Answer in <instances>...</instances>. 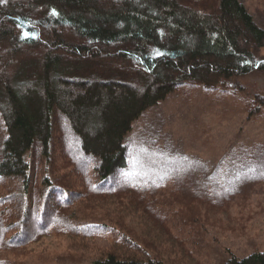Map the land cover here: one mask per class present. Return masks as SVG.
I'll use <instances>...</instances> for the list:
<instances>
[{
	"label": "trees",
	"instance_id": "16d2710c",
	"mask_svg": "<svg viewBox=\"0 0 264 264\" xmlns=\"http://www.w3.org/2000/svg\"><path fill=\"white\" fill-rule=\"evenodd\" d=\"M263 51L264 28L240 0H0V264L54 236L110 242L85 264H204V221L249 222L248 206L237 219L232 202L264 186V144L243 140L211 170L188 161L168 176L165 163L135 154L133 125L180 89L246 95L247 119L259 116L264 90L250 96L241 83L264 80ZM73 140L80 158L68 155ZM58 141L79 192L58 182ZM86 200L104 218L81 219ZM220 264H264V252Z\"/></svg>",
	"mask_w": 264,
	"mask_h": 264
},
{
	"label": "rangeland",
	"instance_id": "374dc122",
	"mask_svg": "<svg viewBox=\"0 0 264 264\" xmlns=\"http://www.w3.org/2000/svg\"><path fill=\"white\" fill-rule=\"evenodd\" d=\"M240 2L248 9L255 23L264 28V8L258 7L254 0H240ZM241 85L250 96L258 90H264V80L255 76L247 77ZM141 86L140 83L136 88L139 90ZM122 89L121 91L118 88L115 96L119 97L123 91H130ZM138 90L136 92H139ZM222 90L233 92L230 85ZM246 101H248L246 95L240 94L228 95L225 99L215 98V95L206 96L199 89L193 91L190 96L185 89L176 90L164 101L147 110L133 125L135 154L145 155L152 160L165 163L169 169H172L168 176L180 171V168L184 166L183 163L188 161L201 162L205 164L206 171L211 170L238 142L244 140L249 143L264 144V111H260L257 114L259 116L255 118L247 119L248 114L244 109ZM86 123L90 126L94 125L89 119ZM91 129L93 131L91 130L90 135L95 134L94 127ZM58 142L59 144L51 151V162L53 161L51 164L54 168L59 166L57 171L59 179L54 175L51 176L58 179L64 187L72 188L66 181H71L72 177L75 180L77 175L72 176L75 173L73 166L69 159L64 158L60 141ZM75 143L74 140L68 142L70 146L68 155L80 158L79 149ZM136 164L137 160L134 158L131 164L133 173H135ZM198 176V181H193L201 187L202 178L199 174ZM150 177L146 175L144 178ZM217 178L219 177H213V179ZM185 185L188 186L186 183ZM237 187V183L231 181L226 188H222V191L232 192ZM72 189L75 192L81 191L78 186ZM257 190L248 192L244 198L248 199L250 196V199L247 203L244 201V205L242 199L233 197L232 215L241 219L240 208L248 206L249 208L247 207L244 211V220L247 222L248 217V223H238L233 227L235 230H232L225 223L227 219L225 215L221 217L216 215L212 217L213 220L208 219L203 222V232L198 239L201 243L199 245L195 243V246L199 248V255L203 258L204 264H220L221 260L227 258L229 254L243 258L255 252H264V186H260ZM84 204L89 205L88 213L82 204L76 208V213L81 219L95 223L104 218L102 208L88 200ZM128 221L132 222L129 218ZM86 243V247L83 248L80 246L82 244L78 245L64 236L48 237L31 245L25 251L15 252L10 259L16 257L18 264H85L90 261L86 257H98L104 249L113 248L110 242L101 240Z\"/></svg>",
	"mask_w": 264,
	"mask_h": 264
},
{
	"label": "snow or ice",
	"instance_id": "6c2138e0",
	"mask_svg": "<svg viewBox=\"0 0 264 264\" xmlns=\"http://www.w3.org/2000/svg\"><path fill=\"white\" fill-rule=\"evenodd\" d=\"M53 14H55V13H53Z\"/></svg>",
	"mask_w": 264,
	"mask_h": 264
}]
</instances>
